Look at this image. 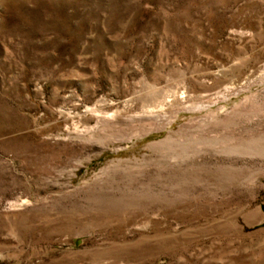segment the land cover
<instances>
[{
    "label": "rangeland",
    "instance_id": "1",
    "mask_svg": "<svg viewBox=\"0 0 264 264\" xmlns=\"http://www.w3.org/2000/svg\"><path fill=\"white\" fill-rule=\"evenodd\" d=\"M0 264H264V0H0Z\"/></svg>",
    "mask_w": 264,
    "mask_h": 264
},
{
    "label": "bare ground",
    "instance_id": "2",
    "mask_svg": "<svg viewBox=\"0 0 264 264\" xmlns=\"http://www.w3.org/2000/svg\"><path fill=\"white\" fill-rule=\"evenodd\" d=\"M137 117V116H136Z\"/></svg>",
    "mask_w": 264,
    "mask_h": 264
}]
</instances>
